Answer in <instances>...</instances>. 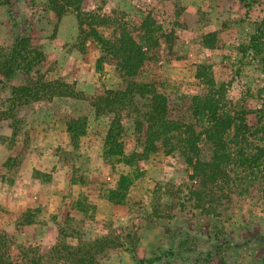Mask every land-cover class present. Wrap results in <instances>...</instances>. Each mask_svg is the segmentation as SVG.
<instances>
[{"label": "rangeland", "instance_id": "1", "mask_svg": "<svg viewBox=\"0 0 264 264\" xmlns=\"http://www.w3.org/2000/svg\"><path fill=\"white\" fill-rule=\"evenodd\" d=\"M183 4L185 23L175 28L179 57L162 46L161 59L137 80L166 92L187 123L195 121L192 96L205 93L258 123L264 115V0ZM160 7L161 0H84L80 15L70 11L59 18L47 0H0V46L9 50L17 38L29 37L45 52L46 79L83 94L26 100L13 94L25 75H0V231L10 235L16 256L69 246L91 249L96 264H135L126 244L138 240L139 257L156 258L155 264H264L263 180L248 176L218 213L183 211L184 194L176 186L188 181L190 168L179 151L142 154L133 109L123 112L120 138L130 162L104 158L113 115L97 114L88 97L123 80L110 65L97 69L101 45L85 43L80 23H93L111 37L119 25L138 24ZM212 32L209 47L203 37ZM135 102L146 110L149 99L136 96ZM65 114L87 117L77 147ZM120 174L132 183L125 200L115 203L108 194Z\"/></svg>", "mask_w": 264, "mask_h": 264}, {"label": "trees", "instance_id": "2", "mask_svg": "<svg viewBox=\"0 0 264 264\" xmlns=\"http://www.w3.org/2000/svg\"><path fill=\"white\" fill-rule=\"evenodd\" d=\"M84 0H47L49 10L62 17L70 11L79 13ZM80 23L81 34L87 40L101 45L102 55L97 69L110 65L122 78L115 89H105L88 100L97 114H112L113 118L104 142V158H116L129 163L120 140L123 132V112L133 109L132 120L136 142L142 154L156 152L171 154L179 151L188 165V181L176 188L184 194L182 210H200L202 214L218 213V206L230 202L250 175L264 182V115L258 123H251L247 115L236 114L224 108L223 102L214 94L192 96L194 123H187L185 112L172 102L166 92L153 82L137 80L152 64L161 59L165 46L173 57L175 28L185 23L183 0H161L159 9L150 10L138 24L119 25L116 33L106 37L93 23ZM169 24L171 27L166 29ZM254 45L259 51L261 48ZM205 45L213 47L215 32L203 37ZM84 43V44H85ZM46 55L41 45L29 37L17 38L9 50L0 46V75L10 80L19 75L27 77L26 83L15 86L13 94L26 100L52 98L54 96H77L70 84L61 80H47L43 70ZM148 98L146 110L137 107L135 97ZM71 143L77 147L86 133L87 117L65 114ZM132 180L120 174L117 189L108 198L122 203ZM243 189V187H242ZM188 205L189 210H185ZM80 207V206H79ZM138 240H131L126 249L135 264H155L156 258L139 257ZM27 251V252H26ZM16 256L10 235L0 231V264H96L91 249L64 246L51 248L39 256L31 249Z\"/></svg>", "mask_w": 264, "mask_h": 264}]
</instances>
